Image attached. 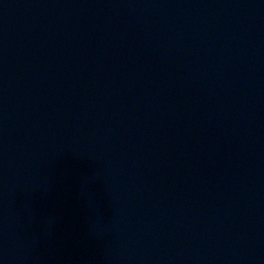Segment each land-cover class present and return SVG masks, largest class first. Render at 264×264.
<instances>
[{
    "label": "water",
    "instance_id": "95a60500",
    "mask_svg": "<svg viewBox=\"0 0 264 264\" xmlns=\"http://www.w3.org/2000/svg\"><path fill=\"white\" fill-rule=\"evenodd\" d=\"M0 264H264V0H0Z\"/></svg>",
    "mask_w": 264,
    "mask_h": 264
}]
</instances>
